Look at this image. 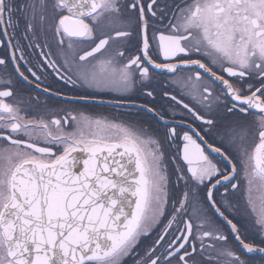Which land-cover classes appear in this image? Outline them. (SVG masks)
<instances>
[{"label": "snow or ice", "instance_id": "obj_1", "mask_svg": "<svg viewBox=\"0 0 264 264\" xmlns=\"http://www.w3.org/2000/svg\"><path fill=\"white\" fill-rule=\"evenodd\" d=\"M0 36V264H264V0H0Z\"/></svg>", "mask_w": 264, "mask_h": 264}, {"label": "flooded vegetation", "instance_id": "obj_2", "mask_svg": "<svg viewBox=\"0 0 264 264\" xmlns=\"http://www.w3.org/2000/svg\"><path fill=\"white\" fill-rule=\"evenodd\" d=\"M4 37L0 36V39H3ZM81 47H87V45H81ZM0 56H7V49L0 47ZM36 53L35 51H32L30 53L29 59L30 62L35 60ZM24 66L22 65V70ZM2 70V69H0ZM8 71L12 70V65H8ZM27 74V73H26ZM46 84H51L53 88V92L57 90L63 91L65 94L70 96H81V95H96L98 99H103L105 101H113L116 106H113V104H101V103H93V102H83L73 105L74 107H79L84 110H86L88 113L92 115H102L107 116L109 118L113 117H124L126 114H128L131 111H134L133 109H130L126 106V102H121L120 97L116 93L112 92H97L93 89H73V86L67 85L62 81H59L58 78L55 76L54 73L51 72V70L48 71V77L46 80ZM16 86L17 88L22 90V94L32 95V96H40L41 101H48L49 106H58V107H64V103L61 99L56 98L54 95L49 96L46 93H41L40 89L33 88L31 85L26 84L24 82H21L20 80H16ZM165 103V101L160 100L157 98L155 101L156 105H161ZM42 107V105L36 104L34 101L31 105H25V108L27 110V115L29 117L35 116L36 112ZM143 115V113H141ZM3 141H0V144H3ZM127 264H132V259L129 258L127 261Z\"/></svg>", "mask_w": 264, "mask_h": 264}]
</instances>
